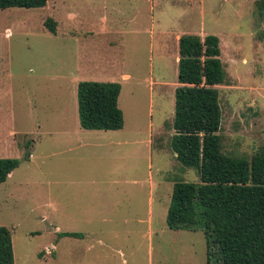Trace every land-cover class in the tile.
<instances>
[{
	"label": "rangeland",
	"instance_id": "obj_1",
	"mask_svg": "<svg viewBox=\"0 0 264 264\" xmlns=\"http://www.w3.org/2000/svg\"><path fill=\"white\" fill-rule=\"evenodd\" d=\"M259 1L48 0L0 10V158L20 161L0 185V226L12 233L15 264H224L201 225L167 224L175 182L201 183L171 149L178 42L218 37L223 152L251 160L264 153ZM85 81L123 89L122 131L81 128Z\"/></svg>",
	"mask_w": 264,
	"mask_h": 264
},
{
	"label": "trees",
	"instance_id": "obj_2",
	"mask_svg": "<svg viewBox=\"0 0 264 264\" xmlns=\"http://www.w3.org/2000/svg\"><path fill=\"white\" fill-rule=\"evenodd\" d=\"M47 4L48 0H0V10L41 9ZM257 8L263 17L264 0L257 3ZM45 26L56 35L55 21L48 19ZM178 45L179 86L175 92L171 149L183 167L199 173L201 183L175 182L167 213L168 227L179 231L201 225L208 249L218 248L224 264H264V153L246 160L223 152L217 86L225 83L226 71L218 37L188 34L179 38ZM120 93L117 83L81 82V128L122 130L125 120L119 107ZM19 164L17 159L0 158V185ZM0 264H15L12 233L2 226Z\"/></svg>",
	"mask_w": 264,
	"mask_h": 264
},
{
	"label": "crops",
	"instance_id": "obj_3",
	"mask_svg": "<svg viewBox=\"0 0 264 264\" xmlns=\"http://www.w3.org/2000/svg\"><path fill=\"white\" fill-rule=\"evenodd\" d=\"M178 60H179V57H178ZM124 79L127 81L128 79H129V76L128 75H125L124 76ZM122 89V88H121ZM122 91H123V89L121 90V93H120V97H119V105H120V99H121V96H122ZM85 132H99V131H88V130H84ZM120 131H122V130H120ZM120 131H112V132H120ZM73 143H75L76 144V146H78V147H81V146H84V142L82 141V140H80V139H77V140H75ZM131 142H127V141H124V142H119L118 143V145L119 146H121V145H128V144H130ZM149 147L151 148V141H149ZM71 150H72V148H71ZM32 155V154H31ZM176 156V155H175ZM32 158V157H31ZM131 184H137V181H135V180H132L131 181ZM58 230V229H57ZM56 231V230H55Z\"/></svg>",
	"mask_w": 264,
	"mask_h": 264
},
{
	"label": "built area",
	"instance_id": "obj_4",
	"mask_svg": "<svg viewBox=\"0 0 264 264\" xmlns=\"http://www.w3.org/2000/svg\"><path fill=\"white\" fill-rule=\"evenodd\" d=\"M31 157H32V155H31Z\"/></svg>",
	"mask_w": 264,
	"mask_h": 264
}]
</instances>
